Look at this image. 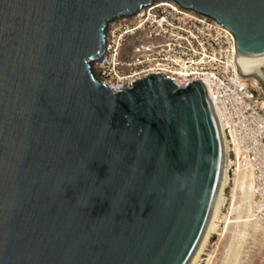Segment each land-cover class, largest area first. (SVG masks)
I'll return each instance as SVG.
<instances>
[{
    "label": "water",
    "instance_id": "water-1",
    "mask_svg": "<svg viewBox=\"0 0 264 264\" xmlns=\"http://www.w3.org/2000/svg\"><path fill=\"white\" fill-rule=\"evenodd\" d=\"M154 1L0 0V264L193 259L225 160L203 83L111 90L91 69L108 23ZM172 1L227 28L236 59L264 54V0Z\"/></svg>",
    "mask_w": 264,
    "mask_h": 264
},
{
    "label": "built area",
    "instance_id": "built-area-1",
    "mask_svg": "<svg viewBox=\"0 0 264 264\" xmlns=\"http://www.w3.org/2000/svg\"><path fill=\"white\" fill-rule=\"evenodd\" d=\"M91 69L111 90L150 73L164 74L176 87L200 79L221 123L228 176L248 173L249 214L264 233V91L256 78L238 73L227 28L172 0L154 1L108 23L104 52Z\"/></svg>",
    "mask_w": 264,
    "mask_h": 264
},
{
    "label": "rangeland",
    "instance_id": "rangeland-1",
    "mask_svg": "<svg viewBox=\"0 0 264 264\" xmlns=\"http://www.w3.org/2000/svg\"><path fill=\"white\" fill-rule=\"evenodd\" d=\"M228 177L215 217L217 227L194 264H264V233L248 217L249 194L239 191V175L236 180Z\"/></svg>",
    "mask_w": 264,
    "mask_h": 264
},
{
    "label": "bare ground",
    "instance_id": "bare-ground-1",
    "mask_svg": "<svg viewBox=\"0 0 264 264\" xmlns=\"http://www.w3.org/2000/svg\"><path fill=\"white\" fill-rule=\"evenodd\" d=\"M237 61H238V69L241 73H244L247 75L255 74V75L262 77L263 72H262L261 67H264V54L257 55V56H239ZM224 148H225V146H224ZM228 167H229V159H228L227 151L225 148V160H224V169H223L222 181H221V186H220L219 193L217 196L216 204L214 207V211H213V214L211 216V219H210L209 225L207 227V230L205 232V235H204L193 259L191 260L190 264H194L195 261L198 259V256L202 253V250L204 249V246H205L206 242L208 241L211 233H213L217 227V223L215 222V217H216V213L218 211L219 204L221 202L223 190H224L225 185H226L227 180H228ZM238 175H239L240 181H241V184L238 187L239 191L241 193L251 194V182L249 180L248 173L239 172ZM233 189H235V187ZM248 217L251 221L249 209H248Z\"/></svg>",
    "mask_w": 264,
    "mask_h": 264
}]
</instances>
